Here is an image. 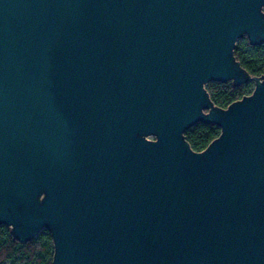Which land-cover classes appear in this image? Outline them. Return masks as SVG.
<instances>
[{"label": "water", "instance_id": "water-1", "mask_svg": "<svg viewBox=\"0 0 264 264\" xmlns=\"http://www.w3.org/2000/svg\"><path fill=\"white\" fill-rule=\"evenodd\" d=\"M264 0H0V225L52 264H264ZM252 83L219 108L206 86ZM215 125L202 152L185 133Z\"/></svg>", "mask_w": 264, "mask_h": 264}, {"label": "trees", "instance_id": "trees-1", "mask_svg": "<svg viewBox=\"0 0 264 264\" xmlns=\"http://www.w3.org/2000/svg\"><path fill=\"white\" fill-rule=\"evenodd\" d=\"M235 57L251 76L264 75V44L251 46L248 39H241L235 48ZM212 101L219 108H227L232 103L250 95L252 83L234 87L232 83H209L206 86ZM215 125L196 124L186 131L185 137L196 152L204 151L220 135ZM53 244L51 234L43 230L33 241L20 243L11 234L10 228L0 225V264H52Z\"/></svg>", "mask_w": 264, "mask_h": 264}, {"label": "rangeland", "instance_id": "rangeland-1", "mask_svg": "<svg viewBox=\"0 0 264 264\" xmlns=\"http://www.w3.org/2000/svg\"><path fill=\"white\" fill-rule=\"evenodd\" d=\"M239 41H240V40H239ZM239 41H238V42H239Z\"/></svg>", "mask_w": 264, "mask_h": 264}]
</instances>
